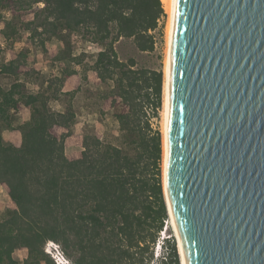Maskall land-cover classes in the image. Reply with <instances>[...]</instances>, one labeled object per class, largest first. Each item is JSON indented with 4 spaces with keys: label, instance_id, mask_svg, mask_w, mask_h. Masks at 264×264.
<instances>
[{
    "label": "trees",
    "instance_id": "16d2710c",
    "mask_svg": "<svg viewBox=\"0 0 264 264\" xmlns=\"http://www.w3.org/2000/svg\"><path fill=\"white\" fill-rule=\"evenodd\" d=\"M41 5V6H39ZM164 16L160 0H0V38L7 59L0 60V187L10 202L0 214V264H55L44 252L51 241L70 264H149L150 245L167 219L163 198L161 134L152 127L161 107L162 72L121 60L115 44L130 40L139 52H152V32ZM52 68L39 90L26 84L41 78L29 51L8 48L21 33ZM100 50L90 64L92 83H110L100 94L122 146L96 133L75 134L72 100L81 90L77 67L83 54L73 53L74 38ZM57 40L62 48L46 46ZM85 78V77H84ZM83 79V78H82ZM65 84L71 87L64 92ZM64 98L63 111L51 101ZM28 120L18 124V118ZM9 131L5 143L2 131ZM78 150L68 157L65 141ZM17 250L26 257L13 258ZM169 263L178 264L174 241Z\"/></svg>",
    "mask_w": 264,
    "mask_h": 264
},
{
    "label": "water",
    "instance_id": "95a60500",
    "mask_svg": "<svg viewBox=\"0 0 264 264\" xmlns=\"http://www.w3.org/2000/svg\"><path fill=\"white\" fill-rule=\"evenodd\" d=\"M170 83L188 264H264V0H177Z\"/></svg>",
    "mask_w": 264,
    "mask_h": 264
},
{
    "label": "rangeland",
    "instance_id": "374dc122",
    "mask_svg": "<svg viewBox=\"0 0 264 264\" xmlns=\"http://www.w3.org/2000/svg\"><path fill=\"white\" fill-rule=\"evenodd\" d=\"M162 5V4H161ZM41 6V5H39ZM164 16L160 19L158 29H156L152 34L155 38L154 50L152 52H139L130 40L121 39L115 44V49L117 51L118 57L121 60H126L129 57H132L136 60L137 66L145 67L148 69L159 70L162 72V81L164 79L165 71V57H166V23H167V14L162 6ZM5 42L3 41V47L5 48ZM8 48L13 49L14 51L27 50L31 58L30 64L40 72L41 78L27 83L26 87L31 92H37L39 90V83L41 79H46L49 75V72L54 69L56 73H59L60 68L63 67V64L57 63L54 68L50 66L49 63L45 62L42 59L41 52L39 49L34 46L28 39L26 33H21L20 37L12 44L8 45ZM46 46L50 49H61L62 44L57 40H51L46 43ZM100 50V47L95 46L94 44L80 39L74 38L73 42V53L75 55L83 54V63L81 66L77 67L81 77V90L75 95L72 100V106L76 113V122L74 125L75 134H87V133H96L101 136V139L104 142L111 143L116 146H122V137L117 129L116 125L112 122L108 115L102 116L100 113L101 100L100 94L105 91L108 87L106 85L97 86L92 83V72L89 70L90 64L95 60L96 54ZM7 59L6 52L0 55V60L4 62ZM85 77V78H84ZM83 78V79H82ZM11 79L1 76L0 84L7 88ZM64 92L70 91L71 87L68 84H65L62 88ZM163 91V86H162ZM65 105L64 98L60 101H51L50 106L55 111H63ZM163 92L161 93V107L158 111L157 118L151 120L152 127L157 129L161 134L162 140V118H163ZM28 118L27 115H22L20 118ZM5 138L7 140L12 138L8 130L4 129ZM5 140V139H4ZM5 140V143H9ZM162 142V141H161ZM78 150V147L74 144V139L71 138L69 142L65 141V154L70 157L73 152ZM161 168V182H162V192L163 191V171H162V158L160 162ZM164 198V195H163ZM10 202L8 196L0 189V214L3 212L4 207ZM166 206V205H165ZM167 211V207H166ZM174 241L177 249L178 264H180V256L178 255L177 248V239L175 232L171 226L170 218L167 212V219L164 222L162 230L158 233V236L153 245H150L149 251L152 252V260L149 264H165L169 263L168 253L170 250V244ZM27 255L25 250H17L13 253V258L21 261ZM70 263V262H69Z\"/></svg>",
    "mask_w": 264,
    "mask_h": 264
},
{
    "label": "bare ground",
    "instance_id": "6f19581e",
    "mask_svg": "<svg viewBox=\"0 0 264 264\" xmlns=\"http://www.w3.org/2000/svg\"><path fill=\"white\" fill-rule=\"evenodd\" d=\"M167 14L166 23V57H165V73L163 79V118H162V171H163V195L166 202L167 212L170 218L171 226L175 232L177 239L178 255L180 256V264H188V254L185 247L184 238L180 230V226L173 212L168 193H167V170H168V122H169V101H170V81L171 67L173 55V43L176 22L177 0H160Z\"/></svg>",
    "mask_w": 264,
    "mask_h": 264
},
{
    "label": "built area",
    "instance_id": "2783aa9c",
    "mask_svg": "<svg viewBox=\"0 0 264 264\" xmlns=\"http://www.w3.org/2000/svg\"><path fill=\"white\" fill-rule=\"evenodd\" d=\"M0 47H3V40L1 38ZM43 250L47 255H49V257L53 260L55 264H70L69 261L63 255L58 244L48 241L45 243Z\"/></svg>",
    "mask_w": 264,
    "mask_h": 264
},
{
    "label": "crops",
    "instance_id": "0c3cea01",
    "mask_svg": "<svg viewBox=\"0 0 264 264\" xmlns=\"http://www.w3.org/2000/svg\"><path fill=\"white\" fill-rule=\"evenodd\" d=\"M28 120V118H23V119H21L20 117L18 118V124H21V123H24V122H26ZM2 137H3V140L5 139V140H7V138H5V136H4V132H2ZM70 139H71V137L70 138H67L66 139V143L67 142H69L70 141ZM4 140V141H5ZM9 143H11V139L10 140H7ZM0 189H1V187H0Z\"/></svg>",
    "mask_w": 264,
    "mask_h": 264
}]
</instances>
